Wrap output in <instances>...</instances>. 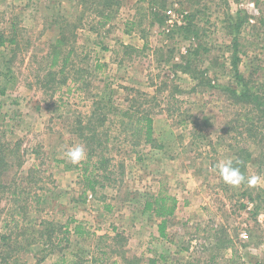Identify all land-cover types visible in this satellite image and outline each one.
<instances>
[{
    "label": "rangeland",
    "instance_id": "374dc122",
    "mask_svg": "<svg viewBox=\"0 0 264 264\" xmlns=\"http://www.w3.org/2000/svg\"><path fill=\"white\" fill-rule=\"evenodd\" d=\"M169 9L183 21L171 23ZM12 23L18 46L0 45V144L19 142L20 175L38 166L15 218L58 225L53 245L19 236L10 250L1 235L21 231L3 199L0 264H264V0H0L6 38ZM61 34L73 53L51 83ZM236 55L260 105L232 93L246 88ZM129 107L152 113L155 145L132 137ZM88 123L110 139L111 180L95 193L82 179L98 159L79 136ZM77 144L87 156L72 164L64 154ZM226 159L244 166L239 186L215 168ZM161 192L176 198L166 237L144 207ZM77 223L89 234H75Z\"/></svg>",
    "mask_w": 264,
    "mask_h": 264
},
{
    "label": "trees",
    "instance_id": "16d2710c",
    "mask_svg": "<svg viewBox=\"0 0 264 264\" xmlns=\"http://www.w3.org/2000/svg\"><path fill=\"white\" fill-rule=\"evenodd\" d=\"M11 38H6L4 31H0V45L9 44V45H16L18 46V32L16 28V24L12 23L11 25ZM68 41L65 35L61 34L54 44L51 46L49 52H48V59H49V70H48V77L50 78L51 83H55L58 76H62L65 74V71L68 67V63L70 61L71 55L73 53L72 48H67ZM15 49V48H14ZM240 60L239 56H235L232 62V65L235 70V75L237 78L240 79V82H243V85H246L245 89H243L240 92H237L236 90H233L232 93L234 96H237L236 98L242 97V99L247 100L252 105H260V97L256 96L252 92V88L247 85V82L244 80L245 78L240 73L238 69V61ZM7 75V74H6ZM0 93H5V88L0 87ZM262 109V108H261ZM264 109V108H263ZM264 112V110H263ZM125 116L129 117L128 124L129 126H132L133 138H138L139 143L144 142L146 144L155 145L156 138H155V130H154V118L152 116L151 112H148L147 110H142V112H137L136 110H133L131 107L124 110L123 113ZM93 116V115H92ZM104 119H102L103 121ZM84 130H90L91 132L89 134H86ZM79 136L82 138V140L85 142V146L89 147L88 149V157L91 160L92 157L95 155H98V159L93 161H87V167L83 169L82 173V179L84 181L85 190L84 193H86V190H91L92 192L97 191V187L105 188L107 185V181L111 180V174L112 170L109 169L110 159L107 158L106 154L104 153L105 149H108V145L106 142H109L108 134L102 135V133L97 129H92L90 123L86 125H82L79 130ZM105 136V137H104ZM135 145H138L135 144ZM247 155H249L248 150L245 151ZM25 160L23 159V154L21 152V148L19 145V142L16 143H1L0 144V203L3 199L7 197V202H9L10 208L15 207L16 212L13 215L14 218V229L15 231H21L18 234H16L15 238L12 240V237L14 233L9 234H2L1 240L6 244L10 250L17 249V244L19 240V236H26V241L28 245H32L34 243H37L39 241H46V244H48L49 240L51 241L50 244L53 245L55 240L53 239L54 233L57 231V225L54 220H42L41 222V229H34L30 227L28 223L25 225H20L21 223V215L22 212L20 210H24L28 208L29 202L28 199L25 198L27 194H30V190H28V187L32 183H38L37 181V171L38 166H34L33 168H30L28 170V173L25 175H20V172H18ZM92 164V168L89 169V164ZM234 164L240 168V171L242 174H245L244 166H239V163H237V160H233ZM10 177L9 182H4V176L7 175L10 171H13ZM35 184V185H36ZM42 199V195H37L36 201L37 203H40ZM171 200V204L168 202ZM6 205V204H5ZM154 206V208H153ZM145 209L153 210L156 216L160 218L159 223V232L160 235L163 237L167 236L166 233V224L168 221V216H172L174 214V211L176 209V198L171 196L168 193H159L156 197H153L152 200H147L144 204ZM5 207H0V222L3 211H5ZM9 209V208H8ZM18 216L20 218L16 219L15 217ZM67 231L66 236L63 237V239H70L68 236V228L65 229ZM13 232V231H11ZM74 233L77 235H88L89 232L85 230L82 224L77 223L74 227ZM44 235H46L47 238L44 240ZM56 237V235H55ZM119 235L116 236L118 238ZM62 240V239H61ZM12 241V243H11ZM63 241V240H62ZM11 257V256H10ZM164 259V256L161 257ZM216 256H212L208 262H211L214 260ZM3 259V258H2ZM5 259V258H4ZM3 259V260H4ZM140 260V258H139ZM128 261V260H126ZM156 258H149V264H156ZM11 264H15V262H12ZM72 264H75L73 262Z\"/></svg>",
    "mask_w": 264,
    "mask_h": 264
},
{
    "label": "clouds",
    "instance_id": "9594fccd",
    "mask_svg": "<svg viewBox=\"0 0 264 264\" xmlns=\"http://www.w3.org/2000/svg\"><path fill=\"white\" fill-rule=\"evenodd\" d=\"M64 155L72 164H79L86 158L87 152L82 144H77L73 147H70ZM215 168L218 170L223 181L227 184H230L232 186H239L245 180V177L240 171V168L236 166V164H234L233 160L231 159H226L218 163L217 165H215ZM255 183V177L249 180V184Z\"/></svg>",
    "mask_w": 264,
    "mask_h": 264
},
{
    "label": "built area",
    "instance_id": "2783aa9c",
    "mask_svg": "<svg viewBox=\"0 0 264 264\" xmlns=\"http://www.w3.org/2000/svg\"><path fill=\"white\" fill-rule=\"evenodd\" d=\"M167 13H168V16H169V21L171 23H173L175 20L180 22V23L183 21V14L181 16H179V14L177 13V11L175 9L174 10L173 9H169L167 11Z\"/></svg>",
    "mask_w": 264,
    "mask_h": 264
}]
</instances>
